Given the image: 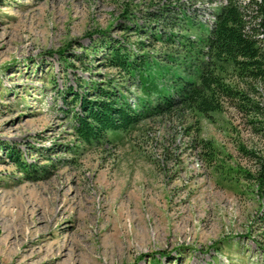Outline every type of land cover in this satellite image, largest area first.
I'll list each match as a JSON object with an SVG mask.
<instances>
[{"label":"rangeland","instance_id":"obj_1","mask_svg":"<svg viewBox=\"0 0 264 264\" xmlns=\"http://www.w3.org/2000/svg\"><path fill=\"white\" fill-rule=\"evenodd\" d=\"M225 3L0 0V264H264L250 180L264 116L176 113L94 146L74 129L92 85L135 93L96 52L104 43L135 44L122 29L165 6L211 23Z\"/></svg>","mask_w":264,"mask_h":264},{"label":"trees","instance_id":"obj_2","mask_svg":"<svg viewBox=\"0 0 264 264\" xmlns=\"http://www.w3.org/2000/svg\"><path fill=\"white\" fill-rule=\"evenodd\" d=\"M122 30L139 40L131 45L123 37L104 43L96 52L103 51L106 67L123 76L135 93L108 82L104 87L92 85L87 94L94 99L75 98L80 113L73 117L74 129L84 144L110 142L109 135L182 112L211 119L231 107L250 124L261 123L264 0H226L214 9L211 23L165 6L153 16V23L133 22ZM8 154L20 162L15 150ZM258 164L250 180L263 197L264 158Z\"/></svg>","mask_w":264,"mask_h":264}]
</instances>
